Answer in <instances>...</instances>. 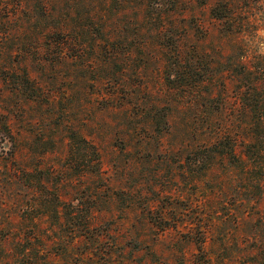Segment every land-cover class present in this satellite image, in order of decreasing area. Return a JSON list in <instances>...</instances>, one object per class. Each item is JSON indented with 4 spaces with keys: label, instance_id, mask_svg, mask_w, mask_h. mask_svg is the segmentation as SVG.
<instances>
[{
    "label": "rangeland",
    "instance_id": "374dc122",
    "mask_svg": "<svg viewBox=\"0 0 264 264\" xmlns=\"http://www.w3.org/2000/svg\"><path fill=\"white\" fill-rule=\"evenodd\" d=\"M262 74L264 0H0V264H264Z\"/></svg>",
    "mask_w": 264,
    "mask_h": 264
},
{
    "label": "trees",
    "instance_id": "16d2710c",
    "mask_svg": "<svg viewBox=\"0 0 264 264\" xmlns=\"http://www.w3.org/2000/svg\"><path fill=\"white\" fill-rule=\"evenodd\" d=\"M247 79H249L248 76ZM254 79L253 82L246 84L243 93H240V99L244 96V101L247 105V108H244L245 113L250 114L251 111L255 113V116L253 114L249 115V123L247 126L245 124L243 128V139L241 140L242 144L240 149L242 154L252 161L249 164L250 166L259 163L264 151V122L262 120L264 115V76H258ZM228 153L236 158L235 145L231 144L229 146Z\"/></svg>",
    "mask_w": 264,
    "mask_h": 264
}]
</instances>
